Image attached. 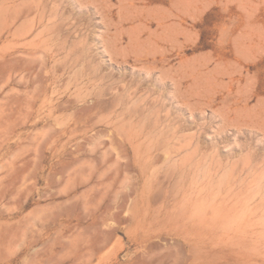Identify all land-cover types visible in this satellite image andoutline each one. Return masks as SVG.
Segmentation results:
<instances>
[{"label":"rangeland","instance_id":"obj_1","mask_svg":"<svg viewBox=\"0 0 264 264\" xmlns=\"http://www.w3.org/2000/svg\"><path fill=\"white\" fill-rule=\"evenodd\" d=\"M29 1L0 0V264H82L95 222L89 264H264V0Z\"/></svg>","mask_w":264,"mask_h":264},{"label":"bare ground","instance_id":"obj_2","mask_svg":"<svg viewBox=\"0 0 264 264\" xmlns=\"http://www.w3.org/2000/svg\"><path fill=\"white\" fill-rule=\"evenodd\" d=\"M29 1V0H28ZM58 1V0H57ZM101 1V0H100ZM123 1H125V0H123ZM146 1V0H145ZM176 1V0H175ZM180 2H182L181 0H179ZM29 2H31V1H29ZM99 2V1H98ZM180 2H179V4H180ZM19 3H21V1L19 2ZM23 3L25 4L26 2H25V0H23ZM31 3H34V2H31ZM45 3H47V2H45ZM177 3H178V1H177ZM82 4V3H81ZM175 4V3H174ZM187 4V3H186ZM10 5V4H9ZM35 5V4H34ZM37 5H38V3H37ZM45 5V4H44ZM83 5V4H82ZM102 5V4H101ZM133 5V4H132ZM185 5V4H184ZM23 6V5H22ZM104 6V5H103ZM108 6H110V5H108ZM127 6H129V5H127ZM144 6V5H143ZM152 6V5H151ZM175 7H176V5H174ZM9 7V6H8ZM19 7H20V5H19ZM46 7V6H45ZM183 7H185V6H183ZM40 8V7H39ZM50 8V7H49ZM107 8V7H106ZM123 8V7H122ZM130 8V7H129ZM128 8V9H129ZM179 8V7H178ZM177 8V9H178ZM27 9V8H26ZM108 9V8H107ZM138 8H136V10H137ZM143 9H144V7H143ZM186 9V8H185ZM36 10V9H35ZM43 10V9H42ZM45 10V9H44ZM43 10V11H44ZM152 10V9H151ZM49 11V10H48ZM101 11V10H100ZM144 11V10H143ZM153 11V10H152ZM155 11V10H154ZM187 11V10H186ZM103 12V11H102ZM155 12H158L157 10L155 11ZM161 12V11H160ZM167 13H168V11H166ZM165 12V13H166ZM173 12V11H172ZM182 12V11H181ZM184 12V11H183ZM50 13H52V12H50ZM105 13V12H104ZM148 13V12H147ZM154 13V12H153ZM135 14V13H134ZM154 14H156V13H154ZM158 14H159V12H158ZM162 13H160L159 15H161ZM164 14V13H163ZM169 14H171L170 12H169ZM107 15V14H106ZM125 15H127V14H125ZM130 15V14H129ZM137 15V14H136ZM120 16V15H119ZM143 16H144V14H143ZM179 16V15H178ZM51 17V16H50ZM110 17V16H109ZM113 17V16H112ZM132 17V16H131ZM152 17V16H151ZM180 17V16H179ZM13 18V17H12ZM78 18V17H77ZM146 18V17H145ZM153 18V17H152ZM158 18H160V16L158 17ZM166 18V17H165ZM125 19V18H124ZM61 20V19H60ZM62 20H63V18H62ZM113 20V19H112ZM111 20V21H112ZM160 20H161V18H160ZM165 20V19H164ZM116 21V20H115ZM25 22V21H24ZM44 22V21H43ZM54 22H56V21H54ZM59 22V21H58ZM106 22H108L107 20H106ZM113 22V21H112ZM119 22H121V21H119ZM177 22V21H176ZM29 23H31V22H29ZM57 23V22H56ZM114 23H116V22H114ZM122 23V22H121ZM55 24V23H54ZM54 24L52 25V26H54ZM61 25H62V23H60ZM111 24V23H110ZM118 24V23H117ZM180 24V23H179ZM61 25H60V27H61ZM161 25V24H160ZM167 25V24H166ZM169 25V24H168ZM57 26H59V25H57ZM29 27V26H28ZM59 27V28H60ZM117 27H119V26H117ZM166 27V26H165ZM20 28L18 27V29H17V31L19 30ZM57 30V29H56ZM132 40V39H131ZM156 42V41H155ZM153 47V46H152ZM157 47V46H156ZM155 47V48H156ZM158 49V48H157ZM151 50H153V49H151ZM158 53V52H157ZM13 56V55H12ZM15 56V55H14ZM10 58V57H9ZM14 58H16V56L14 57ZM14 58H13V60H14ZM17 58L18 59H20V57L19 56H17ZM16 58V60H18ZM117 59V58H116ZM12 60V59H11ZM141 60V59H140ZM158 60V59H157ZM11 61H9V63H10ZM14 62H16V61H14ZM119 62V61H118ZM153 62V61H152ZM154 62H155V60H154ZM153 62V63H154ZM121 63V62H120ZM123 63V62H122ZM156 64V63H155ZM144 68V67H143ZM149 68V67H148ZM148 68H146V69H148ZM151 68V67H150ZM153 68H155V65H154V67ZM232 68V67H231ZM233 69V68H232ZM149 70H152V69H149ZM40 75V74H39ZM35 77H37V76H35ZM37 79V78H36ZM36 79L34 78V81H36ZM39 79H40V77H39ZM41 80V79H40ZM40 80L39 81H36V82H39L40 83ZM128 81V80H127ZM40 85V84H39ZM36 86L32 91H34L35 92V89L36 88H39L40 86ZM111 87V86H110ZM144 87V86H143ZM107 88H109V87H107ZM117 88V87H116ZM38 89H36V91H37ZM103 90V89H102ZM105 90V89H104ZM108 90V89H107ZM32 91H28V92H31L32 93ZM107 93H108V91H106ZM35 93H37V94H39V92H35ZM99 93H102V92H100L99 91ZM113 93V92H112ZM33 94V93H32ZM103 94V93H102ZM101 94V95H102ZM110 94H111V92H110ZM118 94L119 93H117V95L116 96H118ZM26 95V94H25ZM101 95H99V97L101 96ZM113 95V94H112ZM34 97H35V94L33 95ZM103 96V95H102ZM106 96V98L108 99H106L108 102H111V100L113 99L112 98V96H111V98L108 96V95H105ZM114 96V95H113ZM229 96V95H228ZM231 96V95H230ZM14 97V96H13ZM97 97H98V95H97ZM109 97V98H108ZM115 97V96H114ZM120 97V96H119ZM15 98V97H14ZM80 97H78V99H79ZM118 97H115L114 98V100L112 101V104H113V102L115 103V102H117V101H115V99H117ZM126 98V97H125ZM226 98H228V97H226ZM226 98H225V100H226ZM231 98V97H230ZM29 99V98H28ZM33 99V98H32ZM36 98H34L33 100H35ZM81 99V98H80ZM103 98H101V100H102ZM104 99V100H105ZM109 99H111L110 101H109ZM14 100V99H13ZM29 100H31V99H29ZM33 100H31L32 102H33ZM97 100V102L98 101H100V103H102V101H104V100ZM213 100V99H212ZM73 101H75V100H73ZM227 101V100H226ZM230 101H234V100H230ZM236 101V100H235ZM29 102V101H28ZM97 102H95V103H97ZM105 102L106 101H104V104H101V105H106L105 104ZM108 102H106V103H108ZM225 102V101H224ZM29 103H31V102H29ZM67 103H70L69 102V100L67 101ZM99 103V102H98ZM98 103H97V105H98ZM232 103V102H231ZM27 104V103H26ZM92 105V104H90V103H87V105ZM110 104V103H109ZM118 104V103H117ZM226 103H224V105H225ZM238 104V103H237ZM35 105V104H34ZM87 105H85V107H87ZM111 105V104H110ZM17 106V105H16ZM27 106H28V104H27ZM29 106H30V104H29ZM93 106V105H92ZM92 106H90L91 107V109H93L92 108ZM226 106V105H225ZM224 106V107H225ZM89 107V108H90ZM115 107H116V104H115ZM84 108V107H83ZM89 108H84V110L86 109H89ZM96 108V107H95ZM103 108V107H102ZM102 108H101V110H102ZM23 109H25V108H23ZM100 109V108H99ZM228 109H229V107H228ZM25 111V110H24ZM33 110H31V112H32ZM81 111V110H80ZM89 111V110H88ZM230 111V110H229ZM99 112V111H98ZM234 112H235V110H234ZM29 113V112H28ZM223 113V112H222ZM227 113V112H226ZM262 113V112H261ZM32 114V113H31ZM228 114V113H227ZM231 114H233V113H231ZM263 114V113H262ZM27 115H29V114H27ZM225 115V114H224ZM257 115V114H256ZM264 115V114H263ZM262 115V116H263ZM228 116H229V114H228ZM261 116V117H262ZM7 117V116H6ZM77 117V116H76ZM259 117H260V115H259ZM92 120V117L90 118V121ZM93 120H94V118H93ZM89 122V121H88ZM92 122V121H91ZM90 122V123H91ZM260 122V121H259ZM89 123V124H90ZM261 123V122H260ZM87 124V123H86ZM257 124H258V122H257ZM263 124V123H262ZM261 124V125H262ZM91 125V124H90ZM83 126V125H82ZM85 126V125H84ZM86 127V126H85ZM264 127V126H263ZM61 128V127H60ZM262 128V127H261ZM260 128V129H261ZM73 129V128H72ZM259 129V128H258ZM55 130H56V128H55ZM63 130V129H62ZM61 130V131H62ZM262 130V129H261ZM264 130V129H263ZM262 130V131H263ZM54 131V130H53ZM53 131L51 132V133H53ZM56 131H58V130H56ZM55 131V132H56ZM59 131H60V129H59ZM67 131V130H66ZM264 132V131H263ZM51 133H49L48 135L50 136V134ZM75 133V132H74ZM2 135V134H1ZM48 135H46L47 137H49ZM3 136H4V134H3ZM52 136V135H51ZM46 137V138H47ZM54 137V136H53ZM166 138V137H165ZM169 138V137H168ZM167 138V139H168ZM44 139H45V137H44ZM94 139H98V138H96V137H94ZM56 140V139H55ZM54 140V141H55ZM92 140H93V138H92ZM90 141V142H88V143H91V144H93L94 145V140L93 141ZM165 140V139H164ZM3 141V140H2ZM44 141V140H43ZM43 141H42V144H40V148H42V146L44 145V143H43ZM50 141H52V140H49V142ZM88 141V140H87ZM87 141H84V142H87ZM4 142V141H3ZM84 142H82L83 144H84ZM163 142V141H162ZM161 141H160V143H162ZM45 143H47V139H46V142ZM81 143V145H83ZM96 143H97V141H96ZM159 143V145H158V148H159V146H162L161 144ZM166 142H163L162 144H165ZM157 144V143H156ZM39 148V149H40ZM83 147H81V149H82ZM94 149V148H93ZM41 150V149H40ZM90 151H92V150H90ZM94 151H95V149H94ZM93 152V151H92ZM21 157V156H20ZM25 158V157H24ZM23 158V159H24ZM22 159V160H23ZM5 160H8V158L7 159H5ZM25 160V159H24ZM29 160V159H28ZM27 159H26V161H28ZM26 161H24V162H26ZM68 161V160H67ZM71 160H69V163H72V166H74L75 164V162L73 161H71ZM15 162V161H14ZM5 163V162H4ZM62 163H64V162H62ZM15 164V163H14ZM29 164H30V161H29ZM65 164H67V163H64V167L62 168V169H59L60 171H59V174L61 175V177H60V175L58 174L57 176H56V178L58 179L59 178V180L58 181H60L62 178L63 179H65L66 178V191H68V193H71V191H73V190H76L75 188L80 184V183H82V182H85L87 179L89 180V178L90 177H92L95 173H90L89 175H90V177L88 176L87 177V179L86 180H84L85 179V174L86 173H84V170H72V171H74V173H65L66 171H68V169H70L71 167V164L69 165V167H67V165H65ZM18 165V164H17ZM36 165V164H35ZM7 166H10L9 164L7 165ZM25 166V165H24ZM28 166V165H27ZM12 167H14V165L12 166ZM57 167V166H56ZM10 168V167H9ZM25 168H26V166H25ZM28 168V167H27ZM58 168V167H57ZM66 168H68V169H66ZM76 169H80V168H76ZM22 170V169H21ZM25 170V169H24ZM26 171V170H25ZM71 171V172H72ZM76 171L77 172H79V173H76ZM83 171V173H80V172H82ZM31 172V171H30ZM10 173V172H9ZM11 173H12V171H11ZM55 173V172H54ZM57 173V172H56ZM66 175H67V177H66ZM101 175V174H100ZM55 176V175H54ZM59 176V177H58ZM98 177H99V175H98ZM103 179V178H102ZM105 180V179H104ZM106 181H104V186L105 187H107V185H108V187H109V189L112 187V182L111 181H108L109 183H111L110 185H111V187H110V185L108 184V182H106ZM56 183H59V182H56ZM102 183H103V181H102ZM5 184H7V183H5ZM4 184V190H3V195L4 196H6V193H7V186ZM60 184H62V183H60ZM60 184H59V186H60ZM64 184V183H63ZM58 185V184H57ZM97 185H99V184H97ZM100 185H102V184H100ZM103 186V187H104ZM2 187V186H1ZM3 188V187H2ZM98 187H96V188H93V189H90V191L92 192H94L96 189H97ZM95 189V190H94ZM99 189V190H98ZM97 189V191H95L94 193H91L90 191V194L88 193V194H83L81 197L83 198V197H85V196H87V198H77L76 197V194H74V197L72 198V197H69V199H67L68 201H66V206L63 208V209H61V210H59L58 212H57V214L56 215H64V214H67V215H71L72 214V211L74 210V208L75 207H78L79 205H83V206H85V207H89L90 208V204H92L93 202H97L98 203V201H95V200H99V199H101V198H98V197H100V196H105L106 194H108L107 192V190H105V189H103V188H101V187H99ZM108 189V190H109ZM111 190V189H110ZM63 192H64V190H63ZM2 193V192H1ZM66 192H64V194H65ZM103 194H105V195H103ZM2 195V196H3ZM3 196V197H4ZM109 196V195H108ZM7 197V196H6ZM82 199V201H80ZM102 201V200H101ZM97 203H95L97 206H98V204ZM95 204H92L93 205V209H97V207H95L96 205ZM100 205V204H99ZM95 207V208H94ZM91 209V208H90ZM91 212V211H90ZM4 228H6V227H3L1 230L2 231H4ZM0 230V231H1ZM108 229H103L102 228V225L99 223V222H95L94 224H92V226H89V227H87L85 230H83V232H82V234L81 235H79V236H77V237H75L73 240H71V245L74 247V250H75V254H76V257H78L79 259H82V264H89L91 261H92V258L96 255V254H98V252H100L101 250H102V248L104 247V245H105V243L107 242L106 241V239H107V237H108V232L110 231H108V232H106ZM5 231H7L6 229H5ZM110 233V232H109ZM6 234H7V232H6ZM6 234H5V236H2V235H4V234H2L0 237V244L2 245L3 244V246H2V248H4V246H5V249H6V247H7V242H8V240H7V238H6ZM110 235V234H109ZM8 236V235H7ZM187 238V237H186ZM108 240V239H107ZM174 241V240H173ZM172 241V242H173ZM176 242V241H175ZM175 245H177V243L175 244ZM179 246H181L182 247V245L181 244H178ZM177 245V246H178ZM191 245V244H190ZM167 246V245H166ZM169 246V245H168ZM174 246V245H173ZM1 247V246H0ZM191 247H193L192 245H191ZM176 249H177V247H175ZM174 248V249H175ZM180 248V247H179ZM178 248V249H179ZM184 248V247H183ZM5 249H3V250H5ZM172 249H173V247H172ZM175 249V250H176ZM1 250V249H0ZM175 250H173V251H175ZM180 250H183L182 248L180 249ZM178 251V250H176V252L178 251V252H181V251ZM190 250V249H189ZM192 250H194V249H192ZM176 253L178 256L180 255V253ZM185 252V251H184ZM183 252V255L185 254ZM199 252V251H198ZM189 253H191L192 255H193V253L192 252H189ZM196 253H197V250H196ZM200 253V252H199ZM198 253V254H199ZM210 253V252H209ZM1 254H3V251H1L0 252V255ZM182 254V253H181ZM195 254V253H194ZM198 254L196 255L198 258H199V256H198ZM206 254L208 255V253L206 252ZM211 254V253H210ZM209 254V255H210ZM216 254V253H215ZM214 254V255H215ZM190 255V254H189ZM192 255H190L191 256V258H192ZM214 255H212V256H214ZM2 256V255H1ZM152 256H153V254H152ZM182 255H180L179 257H181ZM186 256H188V254L186 253L184 256H183V258L184 257H186ZM195 256V255H194ZM196 256H195V258H196ZM219 256V255H218ZM174 257V256H173ZM171 258V259H174V258ZM207 257V256H206ZM153 258V257H152ZM176 258H177V256H176ZM187 258V257H186ZM190 258V259H191ZM194 258V257H193ZM201 258H203V260H204V257L203 256H201ZM201 258H199V259H201ZM210 258V257H209ZM215 258H217V257H215ZM154 259V258H153ZM211 259V258H210ZM212 259H214V258H212ZM211 259V260H212ZM150 260V259H149ZM148 260V261H149ZM202 260V259H201ZM209 259H207V261H208ZM215 260V262H216V260L217 259H214ZM213 260V261H214ZM147 261V262H148ZM174 261H175V259H174ZM190 261V260H189ZM207 261H205V262H207ZM143 262H145V261H143ZM175 262H177V259H176V261ZM178 262H179V260H178ZM177 262V263H178ZM180 262H182L181 261V259H180ZM179 262V263H180ZM188 262V261H187ZM214 262V263H215ZM152 263V262H151ZM158 263V262H157ZM157 263H155V264H157ZM183 263V262H182ZM209 263H211L210 261H209ZM152 264H154V263H152ZM173 264V263H172ZM176 264V263H175ZM213 264V263H212Z\"/></svg>","mask_w":264,"mask_h":264}]
</instances>
